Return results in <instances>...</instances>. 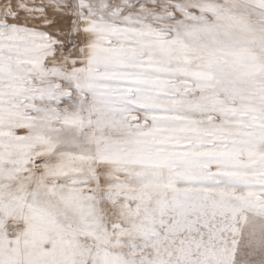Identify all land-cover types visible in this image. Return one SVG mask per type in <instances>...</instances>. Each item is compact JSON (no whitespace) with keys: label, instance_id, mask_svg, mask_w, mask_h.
I'll list each match as a JSON object with an SVG mask.
<instances>
[{"label":"snow or ice","instance_id":"obj_1","mask_svg":"<svg viewBox=\"0 0 264 264\" xmlns=\"http://www.w3.org/2000/svg\"><path fill=\"white\" fill-rule=\"evenodd\" d=\"M0 264H264V0H0Z\"/></svg>","mask_w":264,"mask_h":264}]
</instances>
